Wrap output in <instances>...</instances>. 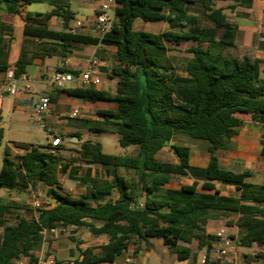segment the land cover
I'll return each instance as SVG.
<instances>
[{"label": "trees", "instance_id": "16d2710c", "mask_svg": "<svg viewBox=\"0 0 264 264\" xmlns=\"http://www.w3.org/2000/svg\"><path fill=\"white\" fill-rule=\"evenodd\" d=\"M45 1L0 0V7L22 18L25 36L66 47L75 42L96 45L100 42L98 38L70 31L74 13L69 0H52L53 10L45 14L26 12L29 5ZM217 1H234L248 9L253 3V0H117L113 28L102 40L104 47L115 48L116 64L108 77L118 80L116 89H59L50 94V99L56 101L59 93L65 92L89 102L116 104L114 110H99L100 120L86 121V125L92 132L117 135L121 147L137 146L138 153L108 154L99 141L84 142L68 157L62 155L66 151L62 144L56 148V155L46 151L48 144L15 142L16 148L26 152L14 157L7 148L0 171V189L11 192L42 186L54 204L39 211L25 206L29 218H22L15 215L17 204L4 203L0 198V264H15L22 258L35 264L38 261L35 252L41 249L44 230L60 224L85 227L93 236H109L102 256L87 248L81 251V260L75 259L77 264L113 263L130 244L148 239L161 240L174 253L190 258V264H195L196 254L181 243L197 242L199 249L208 254L215 241L214 235L208 233V224L224 216L236 217L227 225L239 229V246L259 249L245 254L244 264L264 261V183L250 182L249 171L223 168L218 156L219 152L232 149V140L245 123L243 115L264 124V60L235 53L239 49L240 26L222 8H216ZM195 8H199L197 13L192 11ZM54 16L63 18V30L50 26ZM139 19L167 23L168 30L162 33L136 30L134 25ZM10 31L13 33L12 26ZM4 43L0 41V76L10 70L17 78L25 75L39 54L32 55L22 46L11 66L10 46L5 49ZM184 46L191 57L180 68L169 52ZM1 121L0 116V143L5 136ZM177 136L205 143L208 164L193 166L191 149L183 145L171 146L177 163L159 160L157 154ZM262 146L264 159V139ZM83 166H100L109 178L97 174L85 187L81 181L80 192L74 195L65 189L60 177L69 170L73 177ZM176 175L191 176L194 183L171 189L168 185ZM219 184L233 186L236 195L223 194ZM205 264L214 262L207 259Z\"/></svg>", "mask_w": 264, "mask_h": 264}, {"label": "crops", "instance_id": "0c3cea01", "mask_svg": "<svg viewBox=\"0 0 264 264\" xmlns=\"http://www.w3.org/2000/svg\"><path fill=\"white\" fill-rule=\"evenodd\" d=\"M52 0H46L45 2L51 5ZM80 7L83 10L91 9L92 13L86 18H76L75 11L72 9V0H69L71 10L74 13V19L70 22V30L73 29L76 25L77 21H82V26L77 29L76 34L83 35L87 38L97 39L98 38V31L96 25L97 14L99 8L101 6L102 0H79ZM230 2L231 6L236 5L238 3L234 1H217L216 8H222L219 6V3ZM30 6V5H29ZM26 12L31 13L28 9ZM242 6H238L239 8ZM224 13L226 14V10ZM52 9L49 11L51 12ZM48 13V12H47ZM36 14H45L42 12L32 13ZM247 14V15H244ZM227 15V14H226ZM228 16V15H227ZM240 18L232 20L239 24L240 32L237 39V44H241L244 46H254L257 50L256 57L264 60V0H253L252 7L250 9L245 8V11L239 15ZM20 20L23 23L24 29V22L21 17L14 16L8 14L4 6L0 7V41L4 40L5 42H12L14 33H11L10 27L12 26L13 32L15 29V25L17 21ZM138 21V20H137ZM135 22L134 28L137 29V23ZM165 25V28L162 32L168 30V24L161 22ZM2 24L5 25V28L2 27ZM50 26L56 30H63L64 29V21L62 17L54 16L50 20ZM142 31V30H141ZM147 32V31H146ZM156 32V33H162ZM155 33V32H151ZM17 42V41H16ZM5 44V43H4ZM22 46H25L27 50L32 54H39V56L33 59L31 65L27 68L26 75L32 77V82L29 84V87L23 81L19 82V89L20 92L17 96H11L7 91L4 92L3 97L0 98V110H1V118L3 119L6 117L8 119L7 131L4 129V126L1 127L4 130V140L0 143L1 150H0V171L3 168V159L4 153L7 148L10 149L12 157L17 155L25 154V150L16 148L14 143L15 142H23V143H31L30 141H26L29 139H12L11 135L13 134V127H14V118L16 115L19 116H27L26 110H32V116L35 117V113L39 121V117L36 112V106L43 95L50 96V94H56L59 89L53 87L49 82L48 78L52 76V74L58 70H64L68 72L77 73L80 68L85 66V64L89 61L93 54L97 53V56L100 58L102 62L101 67V85L97 87L98 90H105L104 83L102 76H108L112 67L116 64L114 62V54L115 48L110 47H102L100 51H97V45L94 43H71L68 47L61 43H56L51 40H38L35 37L23 36L21 38L20 44H18V54L17 58L14 59V62L11 63L10 61V54H9V64L14 66L16 63L20 50ZM7 48V47H6ZM11 49V45H10ZM10 51V50H9ZM264 78V73L262 74ZM5 79V74L0 76V83ZM111 79V78H110ZM114 84L116 82L115 87H110L109 90L114 91L117 87L118 80L116 78H112ZM70 88H81L78 83L70 84L67 86L66 89ZM116 104L114 103H107V102H89L84 99H80L77 97L70 96L65 92L59 93L56 101H53L50 107V110L43 116V125H46L44 130L48 136V142L50 141V137L59 136L62 140V145L66 147V151H63L65 156L68 153L75 154V150H78L84 142H96L100 141L97 137L100 133L92 132L89 127L86 125V121L88 122H95L100 120L98 116L99 110H114L116 109ZM79 111L80 114L76 118H70V114L74 111ZM36 118V117H35ZM22 119V118H19ZM2 122V121H1ZM248 125V124H247ZM251 131L248 134L241 129H250ZM239 130V134L236 135L232 142L235 139H239L240 143L237 150H234L232 153L234 156L230 158L228 164L223 163V159L218 153L220 164L225 169H231L230 164L233 161L237 160H244L246 158L258 159L261 156V152L263 149L262 140L264 139V124L258 122H251L249 128H245V123L243 128ZM76 134H79L80 137H77ZM78 138V140L76 139ZM119 140V138H118ZM48 144V143H47ZM170 146L173 145H183L188 146L191 149V164L193 166L205 167L209 161V153L207 152V147L200 144H188V143H178L176 139L172 140L169 143ZM137 147V146H132ZM131 148V147H128ZM138 153V147L137 152ZM236 154V155H235ZM135 155H124V156H135ZM225 160V159H224ZM76 166L74 165L71 170H75ZM249 171V170H243ZM241 171V172H243ZM251 172V171H249ZM124 173V172H123ZM99 175L102 178H109L107 171L100 166H83L78 168L76 174L72 177V173L69 170L63 178H70L71 184L69 187H76L74 185H78L81 181L84 182V187L90 185V179L94 178L96 175ZM252 174V172H251ZM133 175V173H131ZM130 175V176H131ZM256 175V174H255ZM253 174L250 179H252ZM73 178V179H72ZM194 183V178L191 176H179L176 175L172 178L170 184L168 185L171 189H180L184 185H192ZM261 184L264 183V180L260 182ZM228 189V192L225 193L222 191L223 194L228 196L236 195L235 188L233 186L222 185ZM42 187V186H41ZM78 187V186H77ZM68 187H65L67 189ZM44 192L46 189L42 187ZM78 189H81L78 187ZM18 195H17V194ZM8 194V202L15 203L16 201H25L27 200V195L21 193L20 190H15L11 192H7ZM23 195V199L21 197ZM6 194H3L5 197ZM114 196L117 197V191H114ZM16 216H20L22 218H29V214L24 208H20L15 212ZM236 217H221L220 219L212 220L208 224V233L214 235V233L226 227L231 232L234 238H237L239 235V229L236 226H228V222L235 221ZM226 224V225H225ZM228 226V227H227ZM80 227L74 229L78 230ZM68 236V235H67ZM67 236H48L47 243L45 246V253L46 255H54L58 261L66 262L68 260L77 259L80 257V253L82 250L87 248H91L93 254L100 257L102 256V248L109 242V236L106 234L100 236H93V239L90 241L81 242L79 245H76L73 242H70L62 237ZM181 245L188 246L192 254H196L195 264H203L202 260L203 257L206 255V250H200L198 247L197 242L192 244H184ZM258 248L254 246L252 248H246L237 246L236 252L226 260L225 264H244V255L255 253L254 248ZM76 251L75 257H72L73 252ZM259 251V249H258ZM257 251V252H258ZM41 249L35 252L37 257L40 256ZM27 259V258H26ZM131 259V261H128ZM191 259L180 257L178 254L174 253L171 250V246L164 244L161 240L158 239H148L145 240H136L135 243L130 244L127 251L123 254L118 256L115 261L111 264H190ZM214 262V261H212ZM105 263V262H101ZM100 264V263H99ZM214 264H219L214 262ZM258 264H264V261H260Z\"/></svg>", "mask_w": 264, "mask_h": 264}, {"label": "rangeland", "instance_id": "374dc122", "mask_svg": "<svg viewBox=\"0 0 264 264\" xmlns=\"http://www.w3.org/2000/svg\"><path fill=\"white\" fill-rule=\"evenodd\" d=\"M80 1L79 0H72V9L75 11L76 18H86V16L90 15L92 13L91 9L83 10V8L80 7L79 5ZM222 8L226 10V14L228 15L229 19L235 20L237 18H240L239 15L242 14L245 11L244 7H239L236 9H231V3L230 2H225V3H219ZM52 9L49 3L44 2V3H35L29 6V11L31 13H36V12H42V13H47ZM194 13H197L199 11V8H195V10H192ZM137 29H140L142 31H147V32H162L163 29L165 28V25L161 22L159 23H153V22H144L142 20L137 21ZM14 35H13V40L12 42L8 41L4 44V48L7 47L8 45H11V49L9 51L10 54V61L11 63L14 62V59L17 58L18 54V44H20L21 38L23 36V23L22 21L18 20L15 29H14ZM17 41V42H16ZM239 49L235 51L236 54L241 55L243 53H247L253 58L256 57V48L254 46H244L241 44H238ZM6 49V48H5ZM169 54L173 56L176 59V64L178 67H183L186 63V60L191 57V54L187 51L186 46L181 47V48H173L170 50ZM103 83H104V89L106 91H109L110 87H115L116 82L114 84V81L110 79L108 76L103 75L102 76ZM27 111V116H19L16 115L14 118V127L12 131V139H29L26 141H30L33 144L36 145H41L45 146L48 143V136L46 131L43 128V123L38 122L36 113L35 117L32 116V110H26ZM22 118V119H19ZM242 118L245 120V128H249V125L251 122V117L248 115H243ZM2 126H4V129L7 131V124H8V119L4 117L1 122ZM248 124V125H247ZM252 128L246 129H241L244 133L246 132L248 134L249 131H251ZM52 137H50L51 139ZM100 141L104 143V152L108 154H113V155H135L137 152V147H131V148H123L119 144L118 136L114 134H100L97 137ZM176 141L178 143H188L191 145L194 144H202L204 147L206 146L205 143L199 142V141H193L187 137L183 136H177ZM240 140L237 138L232 142V149L228 151H221L219 152L220 156L223 159L224 164H228V161L230 158H232L233 151L238 149ZM80 149V148H79ZM78 149V150H79ZM1 150V146H0ZM68 153L66 156L64 152H62V155L65 157H68ZM236 155V154H235ZM157 158L159 160L165 161V162H170V163H177L178 162V157L172 151L171 146H167L164 149H162L158 154ZM225 159V160H224ZM230 167L234 171L241 172L243 170H249L252 172L253 177L250 179V182L254 184H261L260 182L264 180V159L260 156L257 160L254 158L251 160V158H246L244 160H237L233 161V163L230 164ZM256 174V175H255ZM62 179V184L64 187H68L67 189L74 195H77L80 192V189H78V185H74L76 187L70 188L69 186L71 184L70 178H63V176L60 177V180ZM78 186V187H77ZM218 187L224 191L225 193L228 192V189L222 185H218ZM39 190L43 191L41 186L37 187ZM72 190V191H71ZM7 192H10L6 189H0V198L4 203H8V194ZM24 195H27V192L21 191ZM45 193V192H44ZM3 194H6L5 197H3ZM17 194V193H16ZM18 195V194H17ZM21 197L23 199V195L21 194ZM15 204L19 208H24L27 206L28 208L32 209L31 206L27 204V200L25 201H16ZM226 225V224H225ZM228 227V226H227ZM63 239H66L70 242L75 243L76 245H79L81 242L85 241H90L93 239V235L90 233V231L85 228V227H80L78 230L75 231H70L69 236L67 237H62ZM254 251L257 252L258 248H254ZM76 252V251H75ZM76 253H73L72 257H75Z\"/></svg>", "mask_w": 264, "mask_h": 264}, {"label": "built area", "instance_id": "2783aa9c", "mask_svg": "<svg viewBox=\"0 0 264 264\" xmlns=\"http://www.w3.org/2000/svg\"><path fill=\"white\" fill-rule=\"evenodd\" d=\"M118 7L117 0H102L101 6L99 8L96 25L98 31L99 43L97 44V51H100L103 47L102 40L104 37L112 30L115 19H116V9ZM82 21H77L76 25L70 31L76 34L77 29L82 26ZM102 62L97 56V53L93 54L89 61L79 69L77 73L68 71H56L48 78V82L56 89H66L68 85L78 83L81 88H97L101 85L102 81L100 78ZM32 77L22 75L17 78L12 70L5 74V79L0 86V98L3 97L5 91H7L11 96H17L20 92L19 82L23 81L27 87L32 82ZM52 101L50 96L43 95L39 99L36 112L39 117V121L43 122V116L50 110ZM80 112L74 111L70 114V118L78 117ZM1 116V110H0ZM46 128V125H43ZM62 144L61 138L59 136H52L48 142L49 148L47 152L56 155L58 151L56 150ZM62 181V179L60 180ZM27 192V204L31 206L32 210L39 211L51 207L54 201L46 196V194L39 190L38 188L29 186L26 190ZM72 191V190H71ZM77 226H67L60 224L50 230H44L43 242L41 246V253L38 257V261L35 264H59L58 259L54 255H46L45 246L47 243L48 236H69L70 231H74ZM215 241L208 254L203 257L202 263L205 264L207 259L217 262L219 264H225L235 252L238 246L237 238H234L228 228L223 227L214 233ZM83 257L80 255L79 260ZM128 261H131L129 259ZM15 264H29L28 259L22 258L15 261ZM61 264H77L75 259L62 262ZM100 264H111L109 262Z\"/></svg>", "mask_w": 264, "mask_h": 264}, {"label": "water", "instance_id": "95a60500", "mask_svg": "<svg viewBox=\"0 0 264 264\" xmlns=\"http://www.w3.org/2000/svg\"><path fill=\"white\" fill-rule=\"evenodd\" d=\"M6 48V47H5ZM78 140V138H76ZM79 141V140H78Z\"/></svg>", "mask_w": 264, "mask_h": 264}]
</instances>
